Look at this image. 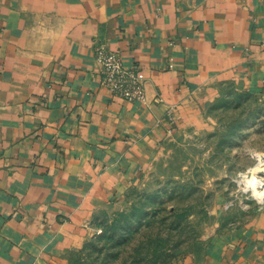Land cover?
<instances>
[{"label":"crops","instance_id":"crops-1","mask_svg":"<svg viewBox=\"0 0 264 264\" xmlns=\"http://www.w3.org/2000/svg\"><path fill=\"white\" fill-rule=\"evenodd\" d=\"M98 43L147 104L101 85ZM232 89L264 101V0H0V264H68ZM227 219L168 264H264V207Z\"/></svg>","mask_w":264,"mask_h":264},{"label":"rangeland","instance_id":"rangeland-1","mask_svg":"<svg viewBox=\"0 0 264 264\" xmlns=\"http://www.w3.org/2000/svg\"><path fill=\"white\" fill-rule=\"evenodd\" d=\"M202 114L197 130L164 141L102 234L68 264H168L192 251L205 224L264 207L253 196L264 176L252 170L264 163V101L232 89Z\"/></svg>","mask_w":264,"mask_h":264},{"label":"built area","instance_id":"built-area-1","mask_svg":"<svg viewBox=\"0 0 264 264\" xmlns=\"http://www.w3.org/2000/svg\"><path fill=\"white\" fill-rule=\"evenodd\" d=\"M94 58L100 68V82L113 96L132 103L147 104L146 77L140 66L124 65L120 53L109 49L106 44L94 46ZM171 64L168 65L170 69ZM175 117L172 111L167 112L165 123L173 131ZM101 230H97V234Z\"/></svg>","mask_w":264,"mask_h":264},{"label":"bare ground","instance_id":"bare-ground-1","mask_svg":"<svg viewBox=\"0 0 264 264\" xmlns=\"http://www.w3.org/2000/svg\"><path fill=\"white\" fill-rule=\"evenodd\" d=\"M262 166H264V163H262V162H260V163H258L257 165H255L253 168H252V170L253 171H255V170H259V171H261V175H263L264 176V167H262ZM261 167V168H260ZM262 179V178H261ZM258 181V180H257ZM257 181L254 179V178H252L251 179V181L249 182V183H251L252 185H257ZM261 183V182H260ZM258 184H259V182H258ZM260 185H262V184H260ZM254 190V189H253ZM253 196L255 197V198H257V199H261V198H263L264 197V191H258L257 189H255L254 191H253Z\"/></svg>","mask_w":264,"mask_h":264},{"label":"trees","instance_id":"trees-1","mask_svg":"<svg viewBox=\"0 0 264 264\" xmlns=\"http://www.w3.org/2000/svg\"><path fill=\"white\" fill-rule=\"evenodd\" d=\"M99 230H101V229H99ZM100 234H102V230H101V232H100V233H98V234L96 233V235H100Z\"/></svg>","mask_w":264,"mask_h":264}]
</instances>
